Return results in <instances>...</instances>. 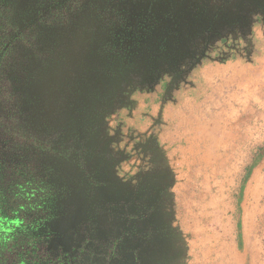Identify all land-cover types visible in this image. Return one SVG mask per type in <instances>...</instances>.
Listing matches in <instances>:
<instances>
[{"label":"rangeland","instance_id":"rangeland-1","mask_svg":"<svg viewBox=\"0 0 264 264\" xmlns=\"http://www.w3.org/2000/svg\"><path fill=\"white\" fill-rule=\"evenodd\" d=\"M10 37L3 228L264 264V0H6Z\"/></svg>","mask_w":264,"mask_h":264},{"label":"flooded vegetation","instance_id":"flooded-vegetation-1","mask_svg":"<svg viewBox=\"0 0 264 264\" xmlns=\"http://www.w3.org/2000/svg\"><path fill=\"white\" fill-rule=\"evenodd\" d=\"M6 0H0V36L3 27V5ZM18 37V36H16ZM12 37L0 43V69L4 58L12 44ZM6 80L0 77V85H5ZM3 209L0 208V211ZM147 211L133 219L150 222L155 214ZM167 226L158 225L148 228L143 236L144 241H149L155 230L159 231V242L150 246V254L142 252V243L137 242L130 248H121L123 239L107 240L99 247L90 239L80 237L70 242L59 235L34 234L31 232L19 233L12 228H3L0 224V264H170L172 259L167 257L164 237H167ZM135 234V232L131 233Z\"/></svg>","mask_w":264,"mask_h":264},{"label":"bare ground","instance_id":"bare-ground-1","mask_svg":"<svg viewBox=\"0 0 264 264\" xmlns=\"http://www.w3.org/2000/svg\"><path fill=\"white\" fill-rule=\"evenodd\" d=\"M133 60V59H132ZM137 60H139V59H137ZM139 61H143V60H139ZM143 63H145V62H143ZM161 63V62H160ZM117 64V63H116ZM154 64V63H153ZM118 65V64H117ZM135 65V64H134ZM139 65V64H138ZM141 65V64H140ZM156 65V64H155ZM161 66V65H160ZM142 68V67H141ZM148 68V67H147ZM162 68V67H161ZM166 68V67H165ZM140 69V68H139ZM91 70H93V69H91ZM114 69L112 68V71H113ZM153 70V69H152ZM95 71V70H94ZM111 71V72H112ZM131 71V70H130ZM134 71V70H133ZM142 71H144V70H142ZM145 71H147V70H145ZM124 72V71H123ZM164 72V71H163ZM131 73H133V72H131ZM152 73V72H151ZM154 73H156V72H154ZM158 73V72H157ZM94 74V73H93ZM144 74H145V72H144ZM128 75V74H127ZM119 76V75H118ZM137 76V75H136ZM135 76V77H136ZM147 76V75H146ZM154 76V75H153ZM173 76V75H172ZM176 76V75H175ZM110 77H111V75H110ZM142 77V76H141ZM174 77V76H173ZM131 78V77H130ZM171 78V77H170ZM133 79V78H132ZM146 79V78H145ZM149 79H150V77H149ZM152 79V78H151ZM169 79V78H168ZM135 80V79H134ZM115 81H117V80H114V82ZM122 81V80H121ZM138 81V80H137ZM140 81H142V80H140ZM149 81V80H148ZM154 81V80H153ZM165 81V80H164ZM119 83H122V82H119ZM118 83V84H119ZM135 83H137V82H135ZM115 84V83H114ZM128 84V83H127ZM131 84V83H130ZM129 84V85H130ZM149 85V84H148ZM182 85V84H181ZM104 86V85H103ZM106 86V85H105ZM117 86V85H116ZM120 86V85H119ZM132 86H133V84H132ZM142 86V85H141ZM160 86H161V84H160ZM115 86H113L112 88H114ZM120 87H122V85L120 86ZM144 87V86H143ZM151 88V87H150ZM162 88V87H161ZM160 88V89H161ZM103 89V88H102ZM167 89V88H166ZM112 90V89H111ZM148 90V89H147ZM113 91V90H112ZM168 92V91H167ZM110 93V92H109ZM140 93V92H139ZM147 93V92H146ZM169 93V92H168ZM167 93V94H168ZM131 94V93H130ZM144 94V93H143ZM167 94H166V96H167ZM175 94V93H174ZM107 95V94H106ZM109 95V94H108ZM115 95V94H114ZM127 95H129V93L127 94ZM142 95V94H141ZM154 95V94H153ZM105 96V95H104ZM111 96V95H110ZM157 96V95H156ZM116 97H118L117 95H116ZM134 98H136V97H134ZM146 98V97H145ZM175 98V97H174ZM141 99H142V97H141ZM171 100V99H170ZM176 100V99H175ZM160 101V100H159ZM172 101V100H171ZM170 101V102H171ZM136 102H137V100H136ZM161 102V101H160ZM177 102V101H176ZM156 103V102H155ZM146 104H147V102H146ZM159 104V103H158ZM156 106V105H155ZM159 107V106H158ZM152 108V107H151ZM97 111V110H96ZM119 114V113H118ZM145 114V113H144ZM150 117V116H149ZM163 118V117H162ZM178 118V117H177ZM145 120V119H144ZM166 120V119H165ZM135 121V120H134ZM160 121H163V120H160ZM167 121V120H166ZM68 123V122H67ZM134 123H136V122H134ZM158 123V122H157ZM161 123V122H160ZM164 123V122H163ZM153 124V123H152ZM135 125V124H134ZM123 126V125H122ZM140 126V125H139ZM144 126V125H143ZM153 127V126H152ZM134 128V127H133ZM134 130V129H133ZM162 133V132H161ZM164 133V132H163ZM165 134V133H164ZM152 137H153V135H152ZM162 137V136H161ZM160 138V137H159ZM151 139V138H150ZM163 139V138H162ZM161 140V139H160ZM154 141V140H153ZM125 144V143H124ZM160 144V143H159ZM161 145V144H160ZM158 146V145H157ZM156 150V149H155ZM148 176V175H147Z\"/></svg>","mask_w":264,"mask_h":264},{"label":"crops","instance_id":"crops-1","mask_svg":"<svg viewBox=\"0 0 264 264\" xmlns=\"http://www.w3.org/2000/svg\"><path fill=\"white\" fill-rule=\"evenodd\" d=\"M263 47H264V41L262 43ZM261 54H264V49L261 51ZM259 70H264V62H261L260 66H259Z\"/></svg>","mask_w":264,"mask_h":264}]
</instances>
